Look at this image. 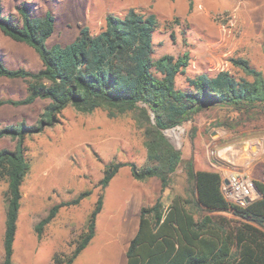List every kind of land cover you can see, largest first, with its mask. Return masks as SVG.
<instances>
[{
    "label": "rangeland",
    "instance_id": "rangeland-1",
    "mask_svg": "<svg viewBox=\"0 0 264 264\" xmlns=\"http://www.w3.org/2000/svg\"><path fill=\"white\" fill-rule=\"evenodd\" d=\"M22 3L27 4L34 17L47 11L55 17L54 32L46 41L48 48L72 42L82 27L98 33L110 14L123 16L134 8L155 15L152 61L165 55L175 60L188 55L184 73L177 74L174 81L175 89L180 91H192L189 79L202 74L214 77L221 71L251 80L234 65L238 59L247 60L264 78V0H0L2 14L18 21L15 8ZM0 61L11 69H41V62L30 47L1 32ZM152 72L161 77L155 68ZM25 97L24 81L0 79V99L16 101ZM48 103L38 99L28 105L1 107L0 129L21 122L37 125ZM137 116L135 112L109 118L102 109L82 113L68 107L53 126L25 139L30 169L21 185L11 264H53L56 252L69 253L70 243L83 231L100 195L103 205L95 236L74 264H125V252L136 233L140 208L150 203L148 198L132 197V191L142 184L132 178L128 167H122L105 190L100 189L98 182L109 163L146 166L147 153ZM149 116L153 123L151 113ZM144 123L142 120L141 125ZM172 130L178 135L172 136L168 130L164 136L181 153L182 163L161 194L164 207L175 195L186 197L184 163L190 159L195 170L217 171L222 178L235 172L251 181H264V108L237 112L214 106ZM14 146L15 141L9 137L0 140V150H13ZM247 155L250 156L246 162ZM6 188L0 180V264ZM87 191L90 194L77 206L60 209L42 239H37L33 228L52 205ZM255 198L256 193L252 200ZM139 203L143 205L138 209Z\"/></svg>",
    "mask_w": 264,
    "mask_h": 264
},
{
    "label": "trees",
    "instance_id": "trees-1",
    "mask_svg": "<svg viewBox=\"0 0 264 264\" xmlns=\"http://www.w3.org/2000/svg\"><path fill=\"white\" fill-rule=\"evenodd\" d=\"M19 19L2 14L0 32L10 40L30 47L41 62L36 72L11 69L0 61V79L22 80L26 97L21 100L0 99L5 105L20 106L47 100L37 125L24 122L0 129V140L15 141L13 150H0V180L6 185L3 264H11L21 200V185L30 169L24 145L27 137L41 133L58 122L68 107L82 113L97 109L109 118L138 113L147 153V164L105 165L98 182L105 190L122 167H128L132 178L142 182L155 178L160 195L151 206L142 207L135 235L125 252V264H264V181L254 180L257 198L245 206L229 202L223 196V178L217 171L195 170L192 159L184 163L186 197L175 195L164 207L161 194L168 189L171 175L182 163L181 153L174 149L163 131L192 121L203 109L214 106L237 112L264 108V78L247 60L233 63L246 78H235L228 71L214 77L199 75L189 79L192 91L175 89L177 74H183L188 55L176 60L162 56L152 61V34L156 27L153 14L131 8L123 16L107 15L104 27L92 34L87 27L79 30L70 43L46 41L54 32L55 17L49 11L41 17L30 14L26 3L15 8ZM155 68L161 77L154 76ZM151 113L153 123L150 122ZM144 124L141 125V121ZM90 194L52 205L34 226L38 240L62 208L77 206ZM100 195L90 212L83 231L70 243L69 253L56 252L53 264H74L95 236L97 216L102 210Z\"/></svg>",
    "mask_w": 264,
    "mask_h": 264
},
{
    "label": "built area",
    "instance_id": "built-area-1",
    "mask_svg": "<svg viewBox=\"0 0 264 264\" xmlns=\"http://www.w3.org/2000/svg\"><path fill=\"white\" fill-rule=\"evenodd\" d=\"M221 190L227 201L239 206H245V200H252L255 194L253 181L245 175L235 172L229 173L223 178Z\"/></svg>",
    "mask_w": 264,
    "mask_h": 264
},
{
    "label": "crops",
    "instance_id": "crops-1",
    "mask_svg": "<svg viewBox=\"0 0 264 264\" xmlns=\"http://www.w3.org/2000/svg\"><path fill=\"white\" fill-rule=\"evenodd\" d=\"M260 72V71H259ZM8 80V79H6ZM6 106V105H5ZM3 107V106H2ZM148 182V183H147ZM142 185H140V187H138V189L132 191V197L135 196L136 199L138 198L143 200L145 198H148V203H150V206L155 202V200L158 198V196L160 195V185L157 179L152 178V179H148L146 181H142L141 182ZM159 186V187H158ZM149 189V190H148ZM140 205V206H139ZM143 204L139 203L138 204V209L140 207H142ZM141 209V208H140ZM138 211V210H137ZM139 217V216H138ZM137 227H138V223H137ZM137 231V228H136ZM84 252V251H83ZM82 252V253H83ZM81 253V254H82ZM81 254L77 257V259L81 256ZM76 259V260H77ZM75 260V261H76ZM75 263V262H74Z\"/></svg>",
    "mask_w": 264,
    "mask_h": 264
},
{
    "label": "bare ground",
    "instance_id": "bare-ground-1",
    "mask_svg": "<svg viewBox=\"0 0 264 264\" xmlns=\"http://www.w3.org/2000/svg\"><path fill=\"white\" fill-rule=\"evenodd\" d=\"M167 133L170 134V135H172V136H177V135H178L177 132H176L175 130H169ZM249 156H250V155H247V156L245 157L244 160H245L246 162L248 161Z\"/></svg>",
    "mask_w": 264,
    "mask_h": 264
},
{
    "label": "water",
    "instance_id": "water-1",
    "mask_svg": "<svg viewBox=\"0 0 264 264\" xmlns=\"http://www.w3.org/2000/svg\"><path fill=\"white\" fill-rule=\"evenodd\" d=\"M172 129H174V128H171V129H168V130H172ZM168 130L163 131V135H164V134L166 133V131H168ZM224 183L226 184V181H224ZM254 192L256 193L255 189H254ZM248 202H249V200L246 199V200H245V203L247 204Z\"/></svg>",
    "mask_w": 264,
    "mask_h": 264
}]
</instances>
